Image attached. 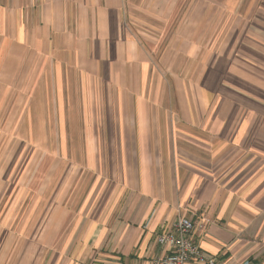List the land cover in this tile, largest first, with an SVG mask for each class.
<instances>
[{"label":"crops","instance_id":"crops-1","mask_svg":"<svg viewBox=\"0 0 264 264\" xmlns=\"http://www.w3.org/2000/svg\"><path fill=\"white\" fill-rule=\"evenodd\" d=\"M181 216L264 264V0H0V264H150Z\"/></svg>","mask_w":264,"mask_h":264},{"label":"built area","instance_id":"built-area-1","mask_svg":"<svg viewBox=\"0 0 264 264\" xmlns=\"http://www.w3.org/2000/svg\"><path fill=\"white\" fill-rule=\"evenodd\" d=\"M194 229L193 220L181 216L172 229L159 233L157 241L166 251L154 256L150 264H217L216 257L207 253L192 238ZM241 264L255 263L251 258H246Z\"/></svg>","mask_w":264,"mask_h":264}]
</instances>
